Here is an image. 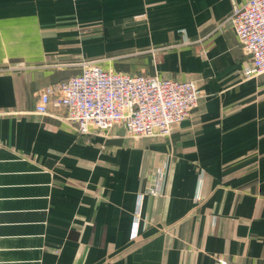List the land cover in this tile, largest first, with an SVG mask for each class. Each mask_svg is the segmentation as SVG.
Instances as JSON below:
<instances>
[{
    "label": "crops",
    "instance_id": "obj_1",
    "mask_svg": "<svg viewBox=\"0 0 264 264\" xmlns=\"http://www.w3.org/2000/svg\"><path fill=\"white\" fill-rule=\"evenodd\" d=\"M248 0H0V264H264V75L231 22ZM104 70L194 81L170 136H80L50 84ZM165 167V197L137 196ZM202 198L196 201L199 175Z\"/></svg>",
    "mask_w": 264,
    "mask_h": 264
},
{
    "label": "built area",
    "instance_id": "obj_2",
    "mask_svg": "<svg viewBox=\"0 0 264 264\" xmlns=\"http://www.w3.org/2000/svg\"><path fill=\"white\" fill-rule=\"evenodd\" d=\"M231 22L240 46L248 56L245 78L264 75V0H248L234 7ZM200 91L194 81L162 80L149 75H130L104 70L96 64L83 67L81 75L48 85L39 95L36 113L50 108L64 110V120L80 136L107 134L122 125L132 138L167 137L175 126L188 120L197 108ZM167 170L158 167L150 186L137 196L131 239L141 233L146 197H165ZM196 201L202 198L199 175ZM219 264H228L221 262Z\"/></svg>",
    "mask_w": 264,
    "mask_h": 264
}]
</instances>
